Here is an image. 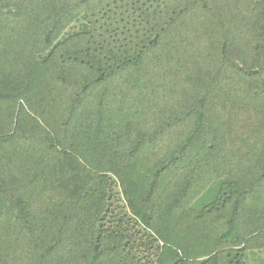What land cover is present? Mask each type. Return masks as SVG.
<instances>
[{
	"label": "trees",
	"instance_id": "16d2710c",
	"mask_svg": "<svg viewBox=\"0 0 264 264\" xmlns=\"http://www.w3.org/2000/svg\"><path fill=\"white\" fill-rule=\"evenodd\" d=\"M264 0H0V264H263Z\"/></svg>",
	"mask_w": 264,
	"mask_h": 264
},
{
	"label": "rangeland",
	"instance_id": "374dc122",
	"mask_svg": "<svg viewBox=\"0 0 264 264\" xmlns=\"http://www.w3.org/2000/svg\"><path fill=\"white\" fill-rule=\"evenodd\" d=\"M261 259H262L263 264H264V252H262V254H261Z\"/></svg>",
	"mask_w": 264,
	"mask_h": 264
}]
</instances>
